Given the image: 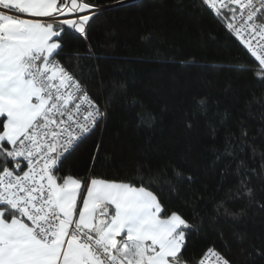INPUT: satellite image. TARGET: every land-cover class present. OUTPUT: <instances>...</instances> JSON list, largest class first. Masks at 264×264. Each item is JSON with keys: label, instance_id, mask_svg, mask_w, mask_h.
<instances>
[{"label": "snow or ice", "instance_id": "1", "mask_svg": "<svg viewBox=\"0 0 264 264\" xmlns=\"http://www.w3.org/2000/svg\"><path fill=\"white\" fill-rule=\"evenodd\" d=\"M194 6L235 37L264 82V0H198ZM101 12L95 0H0V264H208L209 257L212 264H231L213 247L199 258L185 255L198 213L191 222L178 211L168 214L152 190L156 185L164 191L165 182L170 192L182 181L190 185L194 178L178 168H171L175 184L167 166L152 175L142 163L123 179L98 176L101 140L86 175H60L64 160L107 115L58 59L63 38L78 34L87 40L91 21ZM93 55L89 46L69 62ZM253 102L264 106V97L253 93ZM197 104L203 109L206 100ZM209 131L215 139L218 129ZM255 139L249 141L241 129L239 140L226 136L223 152L216 153L217 160L235 162L234 169L232 162L226 168L238 178L230 198L251 199L250 174L264 176V151ZM237 146L260 157L259 170L236 161ZM221 207L235 215L223 202L217 211Z\"/></svg>", "mask_w": 264, "mask_h": 264}, {"label": "trees", "instance_id": "2", "mask_svg": "<svg viewBox=\"0 0 264 264\" xmlns=\"http://www.w3.org/2000/svg\"><path fill=\"white\" fill-rule=\"evenodd\" d=\"M197 2L95 0L102 12L91 21L88 39L63 38L58 58L107 115L64 160L60 175H86L101 140L98 176L123 179L142 163L152 175L167 166L175 184L171 168H178L194 178L190 185L182 181L170 192L165 182L164 191L156 185L152 190L168 214L178 211L191 222L198 213L185 255L199 258L213 247L231 264H264V176L250 174L251 199L230 198L228 190L238 186V178L226 170L231 158H216L225 137L239 140L241 129L264 151V106L250 103L253 93L264 97V82L254 75L256 62L213 16L194 6ZM89 46L91 58L69 62ZM201 98L203 109L197 104ZM211 126L218 129L215 139ZM240 159L259 170L260 157H252L250 149L241 153L237 146ZM221 202L235 215L225 214L224 207L217 211Z\"/></svg>", "mask_w": 264, "mask_h": 264}, {"label": "built area", "instance_id": "3", "mask_svg": "<svg viewBox=\"0 0 264 264\" xmlns=\"http://www.w3.org/2000/svg\"><path fill=\"white\" fill-rule=\"evenodd\" d=\"M59 59V58H58ZM102 108V107H101ZM104 110V109H103ZM102 121V120H101ZM100 123V122H99ZM212 260H213V258H211V257H209L208 258V264H212Z\"/></svg>", "mask_w": 264, "mask_h": 264}]
</instances>
